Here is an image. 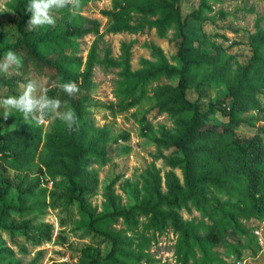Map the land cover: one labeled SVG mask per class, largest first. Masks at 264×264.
<instances>
[{
  "label": "trees",
  "instance_id": "1",
  "mask_svg": "<svg viewBox=\"0 0 264 264\" xmlns=\"http://www.w3.org/2000/svg\"><path fill=\"white\" fill-rule=\"evenodd\" d=\"M29 0H13L10 8L18 15L20 37L14 42H0V60L8 50L14 51L21 59L16 73L9 77L0 76V86H7L14 92L17 78L35 71L45 77L47 95L67 101L79 118V130L69 132L65 124L54 119L42 140L40 128L32 123L17 120L16 127L3 131L0 123V166L9 165L22 169L38 161L37 175L25 189L19 191V204L0 201V229L12 212L24 216L31 212L24 201L40 182L41 177L49 180L63 178L67 186V200L78 204L86 219L85 227L96 235L110 241V249L102 257L91 255L90 264H143L153 262L149 253L136 251L140 243L136 241L137 228L160 234L171 229L176 234V244L182 264L188 261L183 250L190 241L216 245L225 233L223 218L226 213L216 195L228 197L238 193L232 203L234 211L231 219L237 224V213L245 217H259L264 214V140L260 132L249 137H238L235 127L247 120L243 113L259 110L258 94L264 90V27H256L249 34L248 44L251 56L246 63H236L234 56L227 54L220 45L211 42L215 53L202 50L194 45V39L186 32L187 22L201 19L206 0H200L196 10L181 16L179 0H111V6L100 11L107 17L106 31L141 32L153 28L160 37L168 29H174V36L180 41L176 50V64L169 62L163 50L152 47L155 61L141 60V66L132 69L130 65L131 44L121 43V53L114 58L109 47L103 49L102 58L97 57L98 39L102 36L99 22L79 18L66 9L54 13L60 15V22L53 28L44 26L36 31L27 28L31 13L26 11ZM64 23V24H62ZM88 23V26L83 25ZM92 34L95 39L89 46L85 60L81 56L66 52L77 38ZM98 62L105 68H120L124 98L119 102L121 109L137 105L143 96V86L153 80L175 78L174 82H163L152 89V97L159 113H166L173 121V127L164 128L153 138L160 148H174V153L164 156L159 150L155 157H164L169 167L163 173L151 163L140 174L141 197L128 207L112 205L110 211L94 212L86 203V195L92 188V176L88 166L93 161H105L107 146L112 141H127L128 131H121L115 137L107 126L100 127L94 135L84 122V104L88 94L79 91L73 97L56 87V83L74 81L79 88L89 83L93 65ZM220 81L223 91L208 101V108L202 109L197 101L186 97L193 88L198 97L207 95L206 87ZM219 110L227 117V122L219 127L210 123L211 114ZM179 169L181 178L173 169ZM113 183L107 187L106 196L111 203L115 196L111 191ZM214 191V193H213ZM7 194L1 187L0 198ZM201 205L214 211L223 212L220 218L211 215L210 224L195 223L184 219L182 209L190 211ZM121 222L124 227L112 226ZM28 224L24 222L23 225ZM47 224L36 229V242L50 238ZM240 228L244 230L241 225ZM203 230L200 234L199 230ZM255 236V235H254ZM85 251L88 255L89 248Z\"/></svg>",
  "mask_w": 264,
  "mask_h": 264
},
{
  "label": "rangeland",
  "instance_id": "2",
  "mask_svg": "<svg viewBox=\"0 0 264 264\" xmlns=\"http://www.w3.org/2000/svg\"><path fill=\"white\" fill-rule=\"evenodd\" d=\"M181 16L196 10L200 0H179ZM13 0H0V42H14L20 37L18 30V15L10 8ZM206 6L201 12V19H191L187 22L186 32L194 39V45H200L202 50L215 53L211 42L220 45L227 54L234 56L232 67L236 63H246L251 56L248 36L256 27H264V0H206ZM111 0H82V9L78 17L99 22L102 36L98 39L97 57L103 56V49L109 47L114 58L119 57L121 43L131 44L130 65L132 69L141 66L142 59L155 61L152 56V47H160L169 62L176 64V50L179 38L174 36V29L167 30L165 36L160 37L153 28H145L141 32L106 31L108 19L101 15L102 9L110 8ZM60 22V15H56V25ZM64 24V23H62ZM55 25V26H56ZM83 25L88 26V23ZM46 27V26H45ZM53 27L49 26V29ZM95 36L92 34L77 38L66 50L71 54L81 56L85 60L89 46ZM5 55V54H4ZM4 58V57H3ZM120 68H105L96 62L91 70L89 83L85 88H79L88 94L84 104V122L90 126L91 135L103 125L107 126L110 134L115 137L121 131H128L130 138L127 141L119 140L110 142L107 146L105 161H93L88 166L92 176V188L86 195L87 206L94 212L110 211L112 205L128 207L138 202L141 197L140 174L154 163L163 173L169 167L164 157H155L159 150L166 157L173 154L174 148L158 147L153 138L158 136L164 128L173 127L172 119L166 113H159L152 97V89L163 82H174L175 78L159 79L147 82L143 86L141 101L127 109H121L119 102L124 98ZM16 73V67L10 69L9 77ZM30 79L40 81L44 88L45 77L31 70L20 75L14 84V92L7 86H0V99L20 94L19 84ZM207 95L198 97L193 88L186 92V97L197 101L202 109L208 108V101L214 99L223 91L220 81L213 82L206 87ZM259 110H251L242 114L247 120L235 127L238 137H249L260 132L264 140V90L258 94ZM4 109L0 107V123L2 130L10 131L16 127L17 120L22 115L13 110L5 120ZM20 116V117H19ZM54 119L46 120L39 125L42 140ZM227 122V117L219 110L214 111L210 123ZM38 161L22 169H15L9 165L0 166V191L1 187L7 188V194L0 201L19 204V191L25 189L37 175ZM181 178L179 169H173ZM113 183L111 191L115 196L111 203L106 196V187ZM214 193V191H213ZM66 182L61 177L49 180L41 177L40 184L34 188L30 195L25 197L24 204L31 212L20 216L12 212L6 226L0 229V264H90V256L102 258L110 249V241L96 235L85 227L86 219L83 217L77 203L67 200ZM216 195L221 201H226L223 211L225 233L221 240L214 246L204 242L190 241L189 246L183 248L187 252L186 264H264V246L257 243L254 229L258 221L264 219V214L259 217H245L237 213L236 224L231 219L234 211L232 203L237 200L238 193L228 197L223 194ZM182 217L193 220L195 223L210 224L211 215L220 218L221 210L214 211L209 206L201 205L199 209L191 208L190 211L182 209ZM234 213H236L234 211ZM28 224L23 225L24 222ZM47 224L50 238L36 242V229ZM241 227L244 229L242 230ZM124 227L121 222L112 226L114 229ZM137 228L136 241L140 244L136 251L149 253L153 262L143 264H182L181 255L176 244V234L167 229L160 234ZM203 234V230H199ZM89 248L88 255L85 248Z\"/></svg>",
  "mask_w": 264,
  "mask_h": 264
},
{
  "label": "clouds",
  "instance_id": "3",
  "mask_svg": "<svg viewBox=\"0 0 264 264\" xmlns=\"http://www.w3.org/2000/svg\"><path fill=\"white\" fill-rule=\"evenodd\" d=\"M67 10L72 15H77L82 9V0H29L26 11L31 13L27 21V28L36 31L44 26L55 27L56 17L54 13ZM20 57L12 50H8L3 60H0V74L7 75L13 67H19ZM56 87L73 97L80 89L76 82L68 81L56 83ZM20 94L0 99V107L4 109L3 117L18 112L24 121L36 126L42 125L46 120L59 119L71 133L79 130V118L75 110L68 106L67 101H61L47 95L43 84L35 79H30L19 84Z\"/></svg>",
  "mask_w": 264,
  "mask_h": 264
},
{
  "label": "built area",
  "instance_id": "4",
  "mask_svg": "<svg viewBox=\"0 0 264 264\" xmlns=\"http://www.w3.org/2000/svg\"><path fill=\"white\" fill-rule=\"evenodd\" d=\"M254 234L257 239V243L260 246H264V219L261 221H258V224L256 228L254 229ZM237 264H240V262H237Z\"/></svg>",
  "mask_w": 264,
  "mask_h": 264
}]
</instances>
